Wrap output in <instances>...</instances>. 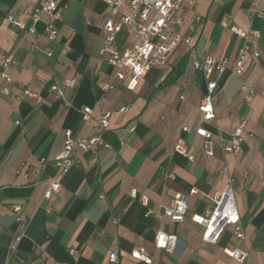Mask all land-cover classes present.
Instances as JSON below:
<instances>
[{"label":"crops","instance_id":"crops-1","mask_svg":"<svg viewBox=\"0 0 264 264\" xmlns=\"http://www.w3.org/2000/svg\"><path fill=\"white\" fill-rule=\"evenodd\" d=\"M38 3L0 0V72L3 57L14 60L5 69L12 81H0V89L10 92H0V264H148L132 257L139 248L152 264H264V0H198L176 14L181 21L176 30L194 37L201 58L232 63L243 39L231 28L261 33L260 56L246 61L243 76L228 72L222 80L212 119L199 109L207 81L193 67L185 44L177 45L167 66L146 72L134 91L119 81L103 95L99 84L116 73L100 54L106 4L62 0L58 39L50 42L44 33L46 16L36 33L21 31L12 22L29 23ZM134 40L133 30L124 27L115 46L125 49ZM69 78L76 79V86L64 88V97L57 99L51 86L63 87ZM26 89L41 95L42 103L18 99ZM85 108L92 111L88 122L82 118ZM106 113L109 126L102 129L99 121ZM241 122L245 137L239 155L220 148L213 157L203 152L198 128L230 139ZM68 129L85 140L102 136L110 148L76 147L69 171L57 175L56 157ZM181 140L193 162L175 151ZM54 177L61 189L46 198ZM229 177L245 238L239 241L227 226L218 243L204 242L203 227L190 217L214 207L213 198ZM192 189L197 193L190 194ZM178 195L188 196L184 222L147 216L148 210L160 211ZM142 196L148 198L147 206ZM16 205L30 220L24 234L13 213ZM159 232L177 237L172 252L155 247ZM233 248L248 252L247 260L229 257L225 250ZM114 252L117 261L110 262Z\"/></svg>","mask_w":264,"mask_h":264},{"label":"built area","instance_id":"built-area-1","mask_svg":"<svg viewBox=\"0 0 264 264\" xmlns=\"http://www.w3.org/2000/svg\"><path fill=\"white\" fill-rule=\"evenodd\" d=\"M62 0H39L34 7L29 23L25 21L12 20L13 24L21 31L36 33V27L46 16L44 25V33L50 42L58 39V29L56 23L62 20L65 7L61 6ZM107 6L108 18L104 24V45L100 51L101 55L108 57V63L116 69L115 75L108 81L99 84V89L103 95L114 90L117 82H125V87L129 91H134L143 75L153 68L165 67L173 50L178 44L183 43L189 49V55L195 69L201 70L206 78V93L199 107L204 113L206 119L214 118L213 101L221 90V82L226 74L243 76L245 73V63L249 58H258L259 40L261 33L256 30L243 31L239 28H231V30L243 39L242 45L238 51L237 58L230 63L226 58L222 57H204L201 58L194 48V37L183 36L176 30V24L180 23V19L176 18L178 10L182 5L187 4L194 7L198 0H102ZM129 27L134 33V44L125 49H118L115 46L116 35L122 28ZM49 55H52L49 53ZM13 56L8 55L2 58V71L0 72V81L4 80L8 83L12 81L10 75L5 69L13 63ZM77 84L76 79L69 78L64 81L63 87L52 85L50 91L55 94L57 99L64 97V88H73ZM3 95H9L7 88H1ZM253 94L250 93L249 98ZM28 98L36 104L42 103V97L32 89H26L21 97ZM126 107L120 109L125 112ZM92 111L85 108L83 111V121H90ZM110 113H106L100 117L99 126L107 129L109 126ZM183 131L188 132L187 127ZM196 134L203 139V152L210 157L215 155L216 148H220L223 152L239 155L241 153V144L245 137V124L239 123L232 131L230 139H225L214 135L205 128H198ZM76 147L81 149L96 150L98 148H110L104 141L102 136L93 137L85 140L75 135L70 129L64 133L63 146L60 153L56 157L57 175L66 174L73 161L71 154ZM175 151L193 162L195 157L188 153L184 141L181 140L175 147ZM44 163L45 160H42ZM39 172V171H37ZM223 175L228 174V168L224 167ZM50 188L46 193V198L53 194L59 193L61 185L54 177L49 181ZM197 193L196 189H192L190 194ZM135 195V193H134ZM214 207L204 214H192L191 220L203 227L202 239L204 242L216 244L221 238L223 230L227 226L233 227V233L236 238L241 241L245 238L243 228L241 226V218L236 205L234 180L228 178L225 189L218 193L214 198ZM141 203L145 206L148 204L146 196L141 197ZM188 196L178 195L174 198L169 206L162 207L160 211L148 210L147 216L160 219L165 216L173 223H182L188 215ZM13 213L21 234H24L28 225L29 217L23 210V207L16 205L13 207ZM178 242L175 235H169L159 232L156 237L155 247L157 249L172 252ZM226 254L239 263H243L248 258V252L239 248L226 249ZM70 254L74 257L78 256V252L70 250ZM132 257L145 263L152 264L150 257L144 249L139 248L132 253ZM117 261V254H110V262Z\"/></svg>","mask_w":264,"mask_h":264}]
</instances>
